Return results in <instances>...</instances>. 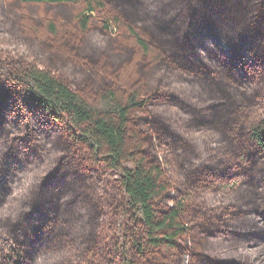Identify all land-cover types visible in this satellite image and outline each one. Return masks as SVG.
I'll list each match as a JSON object with an SVG mask.
<instances>
[{
	"label": "trees",
	"instance_id": "16d2710c",
	"mask_svg": "<svg viewBox=\"0 0 264 264\" xmlns=\"http://www.w3.org/2000/svg\"><path fill=\"white\" fill-rule=\"evenodd\" d=\"M0 264H264V0H0Z\"/></svg>",
	"mask_w": 264,
	"mask_h": 264
}]
</instances>
